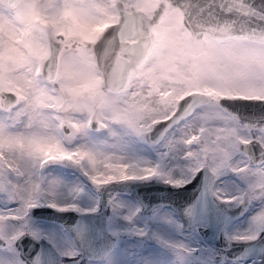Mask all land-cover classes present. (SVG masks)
Listing matches in <instances>:
<instances>
[{
	"label": "snow or ice",
	"instance_id": "1",
	"mask_svg": "<svg viewBox=\"0 0 264 264\" xmlns=\"http://www.w3.org/2000/svg\"><path fill=\"white\" fill-rule=\"evenodd\" d=\"M0 264H264V0H0Z\"/></svg>",
	"mask_w": 264,
	"mask_h": 264
},
{
	"label": "water",
	"instance_id": "2",
	"mask_svg": "<svg viewBox=\"0 0 264 264\" xmlns=\"http://www.w3.org/2000/svg\"><path fill=\"white\" fill-rule=\"evenodd\" d=\"M259 2V0H258ZM198 182H193V184L188 185L185 189L180 190H174L171 188H165L163 185H155L152 188H144L141 187L138 191L142 198L146 200V202H152L155 203L159 201L160 199L165 200H171L174 201L177 206L181 205L184 201H186L189 197L193 195V189L196 187ZM221 208H227L228 206L221 205ZM241 208H233L229 212L230 217H235L239 214ZM61 215H68V214H58L54 213L51 209H37L33 212V217L38 219H44V220H59ZM211 242H214L217 246H223L224 245V239L221 236L220 238H216L215 236L209 237ZM23 245H28L31 243V241L25 239L23 242ZM37 247H39L37 245ZM246 247L245 245H234L232 250L229 252V254H232L233 252H238L241 249ZM28 248L25 247V252H28Z\"/></svg>",
	"mask_w": 264,
	"mask_h": 264
},
{
	"label": "rangeland",
	"instance_id": "3",
	"mask_svg": "<svg viewBox=\"0 0 264 264\" xmlns=\"http://www.w3.org/2000/svg\"><path fill=\"white\" fill-rule=\"evenodd\" d=\"M65 177L68 179H74V177L71 174V170H66L64 173ZM241 213V210L239 212V214ZM237 215L235 217H239L237 220L234 221V223L232 224V227H236L238 225H241V222L245 220V218L247 217L248 213L245 212L243 215ZM36 219V218H34ZM37 223L44 228H48L51 226V224L49 223V220H43V219H36Z\"/></svg>",
	"mask_w": 264,
	"mask_h": 264
},
{
	"label": "flooded vegetation",
	"instance_id": "4",
	"mask_svg": "<svg viewBox=\"0 0 264 264\" xmlns=\"http://www.w3.org/2000/svg\"><path fill=\"white\" fill-rule=\"evenodd\" d=\"M36 219H38V218H36ZM44 220V219H43Z\"/></svg>",
	"mask_w": 264,
	"mask_h": 264
}]
</instances>
